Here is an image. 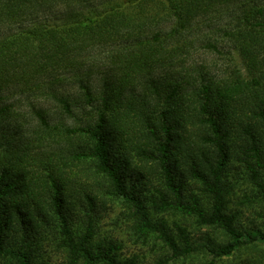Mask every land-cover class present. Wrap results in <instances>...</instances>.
<instances>
[{
    "label": "trees",
    "instance_id": "16d2710c",
    "mask_svg": "<svg viewBox=\"0 0 264 264\" xmlns=\"http://www.w3.org/2000/svg\"><path fill=\"white\" fill-rule=\"evenodd\" d=\"M118 208L163 264H264V0H0V264H142Z\"/></svg>",
    "mask_w": 264,
    "mask_h": 264
},
{
    "label": "rangeland",
    "instance_id": "374dc122",
    "mask_svg": "<svg viewBox=\"0 0 264 264\" xmlns=\"http://www.w3.org/2000/svg\"><path fill=\"white\" fill-rule=\"evenodd\" d=\"M228 46V45H226ZM221 54H217L215 52H210L207 50H199L194 53L192 56V60L196 62L197 64H206L208 67L211 68L213 72L216 74L222 76L226 74L231 68L232 63L229 61L227 56V52L232 53L228 47H224ZM235 61H236V55ZM233 56V58H234ZM238 65L240 63L236 61ZM121 212V209H116L115 212L111 213L110 217L105 220L106 229L114 230L115 235L118 236L121 240L125 242V249L124 253L127 257H131L133 255H137L140 258V261L142 264H163L160 262V260H163L165 255V250L162 249L161 244H155L154 241H149L148 243H136L134 242V238L130 239L128 236V233L125 231L124 226L122 223L118 224V227H115L113 223H115V220L118 218L119 214ZM168 219L172 221H182L181 217H174L172 215L167 217ZM223 240L228 241L227 239ZM163 256V257H162ZM246 257V256H245ZM211 257L205 256L203 254L195 255L193 257H190L186 260L184 259H178V260H172L169 261L168 264H210ZM63 259H61L58 256H53L51 264H63ZM223 262H226L225 264H231L229 259L224 260ZM239 262V260L237 261ZM218 264H223L222 262H219Z\"/></svg>",
    "mask_w": 264,
    "mask_h": 264
}]
</instances>
